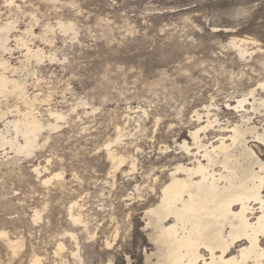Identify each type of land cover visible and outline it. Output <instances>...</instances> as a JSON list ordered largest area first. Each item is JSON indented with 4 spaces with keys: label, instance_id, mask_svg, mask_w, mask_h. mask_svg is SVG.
<instances>
[{
    "label": "rangeland",
    "instance_id": "374dc122",
    "mask_svg": "<svg viewBox=\"0 0 264 264\" xmlns=\"http://www.w3.org/2000/svg\"><path fill=\"white\" fill-rule=\"evenodd\" d=\"M6 20L16 26L5 54L15 67L12 75L26 95L37 97L39 118L53 121L49 111H57L65 119L58 129L42 131L31 156L0 150V230L22 244L13 253L0 238V264H29L34 256L43 264H73L69 232L77 237L78 264H148L154 246L143 201L129 194L144 184L145 173H158L178 156L183 137L190 140L187 125L196 124L189 122L194 110L205 113L209 106L222 123H235L239 113L226 103L243 94L253 102L251 90L256 99L264 96L258 87L264 78V0H14L10 6L0 0V24ZM58 20L73 29L62 32ZM28 23L35 35L21 34ZM47 23L53 31L45 30ZM241 39L249 42L244 56L232 44ZM27 45L43 51L40 62L26 59ZM18 100H2L8 118L28 110ZM254 107L251 120L261 130L264 108ZM117 135L112 147L127 157L122 169L136 159L130 175L118 170L113 176L105 156L104 144ZM249 145L264 161V144ZM55 173L61 178L43 184ZM72 201L82 206L93 237L72 224ZM115 227L116 244L105 250ZM59 242L65 248L57 255Z\"/></svg>",
    "mask_w": 264,
    "mask_h": 264
},
{
    "label": "bare ground",
    "instance_id": "6f19581e",
    "mask_svg": "<svg viewBox=\"0 0 264 264\" xmlns=\"http://www.w3.org/2000/svg\"><path fill=\"white\" fill-rule=\"evenodd\" d=\"M6 3L13 5L14 0H6ZM56 24L62 32L73 29L70 22L58 20ZM53 27L47 23L44 28L53 31ZM15 29L13 21L0 24V120L3 121L0 150L5 154L9 149L14 154L31 156L42 131L58 129L59 121L65 116L49 111L53 121L39 118L33 107L37 97L26 95L24 84L12 75L15 67L5 54L11 51L8 43ZM21 34L35 35L33 24H26ZM22 35L14 36V40L23 42ZM239 43L232 44L244 56L248 53L245 46L249 42L241 39ZM24 56L40 62L44 53L40 48L32 49L27 45ZM258 87L264 93V78L258 82ZM254 91L248 93L253 99L251 103L244 94L234 101L235 104L226 103L228 110L239 113L240 121L235 123L228 119L222 123L218 113L212 112L209 106L204 107L205 113L194 110L189 122L192 120L196 124L187 125L191 142L183 137L179 127L183 140L178 144V156L172 162L160 165L158 173H145L143 185L140 182L134 185L129 196L143 201V220L154 246L152 253L146 255L148 264H264V161L249 145L250 142L264 144V126L260 130L250 114L257 110L255 103L264 108V96L256 99ZM9 96H16L28 108L18 118H8V111L1 108L2 100ZM246 104L251 108H245ZM14 111L20 112L17 106ZM117 130L119 133V128ZM209 134L215 135L214 141L210 140ZM119 141L117 135L104 144L113 176L118 170L125 172L122 168L127 157L112 147ZM135 161L131 157L126 175L135 170ZM32 170L38 175L41 173L38 166ZM53 177L61 178V173L45 178L43 184ZM68 215L73 225H81L90 238L94 236L88 230V221L83 218L78 201L69 204ZM40 216V211L35 209L33 219L37 221ZM113 233L112 239L104 241L105 250H111L116 244L117 227ZM67 234L75 245V250H70L73 264H78L81 256L76 234ZM0 238L13 253L22 246L20 240L9 238L4 230H0ZM64 248L63 242H59L54 253L60 255ZM29 264L43 263L39 256H34ZM107 264H113L112 260Z\"/></svg>",
    "mask_w": 264,
    "mask_h": 264
}]
</instances>
